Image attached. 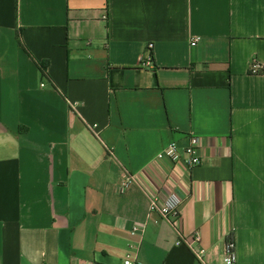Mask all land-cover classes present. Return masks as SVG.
Listing matches in <instances>:
<instances>
[{"label":"crops","instance_id":"obj_1","mask_svg":"<svg viewBox=\"0 0 264 264\" xmlns=\"http://www.w3.org/2000/svg\"><path fill=\"white\" fill-rule=\"evenodd\" d=\"M191 135L198 166L157 158ZM196 232L264 264V0H0V264H197Z\"/></svg>","mask_w":264,"mask_h":264},{"label":"built area","instance_id":"obj_2","mask_svg":"<svg viewBox=\"0 0 264 264\" xmlns=\"http://www.w3.org/2000/svg\"><path fill=\"white\" fill-rule=\"evenodd\" d=\"M198 38H195L193 44L196 43ZM151 47L149 46V55L147 64L152 63ZM263 70V67L259 62H254L250 68L251 74H258ZM96 127V124L93 125ZM204 145V140L198 135H191L188 140V144L184 148H180L176 142H170L164 149L158 154V159H167L173 162V164H183L187 170H192L198 166L202 161L201 149ZM137 175L130 171H126L124 181L120 187V193H124L125 190L136 180ZM185 197L179 194L178 190L171 189L164 196L153 195L150 201L149 210L151 213H155L161 218L168 220L181 234V221H182V210L181 207L184 203ZM143 227L134 226L130 234L131 236H140L143 234ZM202 236L199 232L194 233L190 238L183 239L188 249L192 252L195 257L197 264H211L207 259V252L205 248L201 246ZM136 255L133 253H127L123 259L122 264H136ZM237 262L236 245L233 234L229 235L226 242L225 253L223 256L224 264H235ZM105 264V263H98Z\"/></svg>","mask_w":264,"mask_h":264},{"label":"trees","instance_id":"obj_3","mask_svg":"<svg viewBox=\"0 0 264 264\" xmlns=\"http://www.w3.org/2000/svg\"><path fill=\"white\" fill-rule=\"evenodd\" d=\"M35 62L37 64V66L39 67V69H40L41 73L43 74V76L45 78H47L48 75H47V67H46V65L43 62H38L37 60H35ZM53 86L56 87L55 84Z\"/></svg>","mask_w":264,"mask_h":264}]
</instances>
